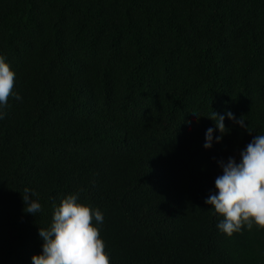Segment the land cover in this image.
I'll return each instance as SVG.
<instances>
[{"label": "trees", "instance_id": "obj_1", "mask_svg": "<svg viewBox=\"0 0 264 264\" xmlns=\"http://www.w3.org/2000/svg\"><path fill=\"white\" fill-rule=\"evenodd\" d=\"M0 56V264H33L69 194L110 264H264V229L228 236L205 203L264 135V0H0ZM214 111L230 131L205 149Z\"/></svg>", "mask_w": 264, "mask_h": 264}, {"label": "clouds", "instance_id": "obj_2", "mask_svg": "<svg viewBox=\"0 0 264 264\" xmlns=\"http://www.w3.org/2000/svg\"><path fill=\"white\" fill-rule=\"evenodd\" d=\"M14 84L15 72L0 56V119L6 115L3 109L13 95ZM15 99L19 101L22 97L16 94ZM226 115L248 129L243 117L237 119L231 111ZM208 118L215 122V128L206 130L205 149H211L214 141L221 143L230 131L225 124V115L214 111ZM217 129L220 135L214 137ZM240 156L239 162L233 157H229L227 162L220 161L223 174L215 179L216 191L205 200L215 213L224 218L217 227L228 236L245 227L252 230L254 225L264 229V135H256ZM34 195L27 188L22 194L24 212L33 215L41 210L40 203L33 199ZM78 199V194H69L55 207L50 227L39 231L43 252L33 256V264H110L97 226L103 223V214L79 203Z\"/></svg>", "mask_w": 264, "mask_h": 264}]
</instances>
